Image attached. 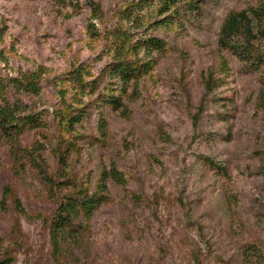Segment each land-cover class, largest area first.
<instances>
[{"label":"rangeland","instance_id":"374dc122","mask_svg":"<svg viewBox=\"0 0 264 264\" xmlns=\"http://www.w3.org/2000/svg\"><path fill=\"white\" fill-rule=\"evenodd\" d=\"M237 10L254 64L217 39ZM4 102L36 118L0 132V264H264V0H0ZM111 165L53 246L59 201Z\"/></svg>","mask_w":264,"mask_h":264},{"label":"trees","instance_id":"16d2710c","mask_svg":"<svg viewBox=\"0 0 264 264\" xmlns=\"http://www.w3.org/2000/svg\"><path fill=\"white\" fill-rule=\"evenodd\" d=\"M252 28L253 22L245 11H229L219 25L218 42L220 45L230 48L240 58L254 64L259 61L260 55L252 40ZM154 43L160 46L157 39H154ZM148 66V61L132 65L124 60H114L109 63L108 72L120 82H125L145 71ZM112 101L116 103V98H113ZM34 118H36L35 114L14 116L6 102L0 104V132L2 133H7V130L15 127L18 120L32 121ZM107 177L120 182L123 180L120 171L111 165L108 173L103 170L100 172L93 192L87 193V190H79L76 192L77 195H66L64 199L59 201L49 224L50 240L53 246L59 243L63 234L69 233L73 219L89 218L95 206L105 198Z\"/></svg>","mask_w":264,"mask_h":264}]
</instances>
